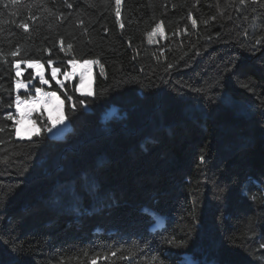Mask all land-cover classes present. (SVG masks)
I'll use <instances>...</instances> for the list:
<instances>
[{
    "label": "trees",
    "instance_id": "trees-1",
    "mask_svg": "<svg viewBox=\"0 0 264 264\" xmlns=\"http://www.w3.org/2000/svg\"><path fill=\"white\" fill-rule=\"evenodd\" d=\"M50 61L59 78L97 62L92 95ZM16 63L47 84L23 68L16 93ZM36 88L63 102L60 139L43 113L16 138ZM0 101V264H264V0L0 4ZM117 249L132 255L103 259Z\"/></svg>",
    "mask_w": 264,
    "mask_h": 264
},
{
    "label": "rangeland",
    "instance_id": "rangeland-1",
    "mask_svg": "<svg viewBox=\"0 0 264 264\" xmlns=\"http://www.w3.org/2000/svg\"><path fill=\"white\" fill-rule=\"evenodd\" d=\"M164 41V32L161 27H156L148 37V44L150 46L159 45ZM51 75L53 77V69L55 68L52 63H49ZM70 70L65 74L60 75L59 69L55 68L54 80L59 86H62L65 82H72L75 78L79 83L77 91L83 96H91L93 92V72L95 69L101 71L97 62H69ZM23 68H30L33 70V78H44V68L38 63H16L15 64V90L16 93L26 91L31 92L33 82L25 83L22 81V75L24 74ZM45 80V79H44ZM46 85L47 83H42ZM38 96V98H37ZM16 100V99H15ZM21 103H15L16 114V138L18 140L29 139L33 135L38 133V128L34 120L35 114L43 113L46 115L51 123L52 132H48V136L52 139H60L69 130V123L64 117L63 102L54 93L45 92L40 89V93L37 94L34 91V96L28 100L21 99Z\"/></svg>",
    "mask_w": 264,
    "mask_h": 264
},
{
    "label": "snow or ice",
    "instance_id": "snow-or-ice-1",
    "mask_svg": "<svg viewBox=\"0 0 264 264\" xmlns=\"http://www.w3.org/2000/svg\"><path fill=\"white\" fill-rule=\"evenodd\" d=\"M240 2H241V3H244L245 0H240ZM9 3H11V5H12L13 7H15V6L19 3V0H0V4H3L5 7H7ZM69 7H71V5H69ZM116 8H117V15H119L120 0H116ZM194 23H195V22H194ZM19 27H20V28H26L27 25L22 21V22L19 24ZM12 55L15 56V55H16V52H13ZM49 63H51V61H50ZM52 71H53V78H54V76H55V72H56L57 70L54 68ZM225 71H226V72H231V71H232V68H231V67H228V68L225 69ZM40 79H41V83H47V81H45L43 77H41ZM241 86L244 87V88H247L249 91H252V88H251L250 85L247 84V83H242ZM36 93H37V94L40 93V89H39V88H36ZM37 98H38V96H37ZM14 103H16V104L21 103V100H20L19 96L16 97V100L14 101ZM80 103H81V105H83L85 108L87 107V106L84 104V101H81ZM0 107H3V102H2V101H0ZM7 107H8V108H11L12 105L9 104V105H7ZM73 111H75V109H73ZM262 114H264V113H262ZM13 118H14V117H13V115H12L11 112H8V113L4 114L3 117H2L3 120H12ZM3 131H4V126H0V132H3ZM45 131H46V132H52V128H50V127H45ZM206 160H207L206 156H205L204 154H201L200 157H199V163H200L201 165H203V164L206 163ZM255 198H256L255 196L252 197L253 200H255ZM144 212H145L146 215H149V216H150V218L155 222V226L158 227V226H159V223H160V220H159V218L155 215L154 210H149L148 208H145V209H144ZM167 243H168L170 246H174V247H176V248H178V249H179V248H185V247H187V244H186L185 241H183V240L176 241L175 238H169V239L167 240ZM260 248L264 249V243H261V244H260ZM13 251H15V247H14V246H13ZM122 251H123L122 249H117V250H115V251H110L108 254H105V255H104L103 259L107 260V259H109V256L115 257V256H118V255L120 256L121 259H129V258L131 257V255H132L131 252H129V255H128V256H123V255H121V252H122ZM99 258H100V254L97 253L96 256H95V258L93 259V264H95V259H99ZM191 264H194V262H191Z\"/></svg>",
    "mask_w": 264,
    "mask_h": 264
}]
</instances>
